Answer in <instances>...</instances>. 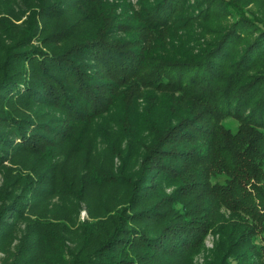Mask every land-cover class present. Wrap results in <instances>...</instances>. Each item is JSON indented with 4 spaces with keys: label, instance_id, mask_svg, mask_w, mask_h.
Masks as SVG:
<instances>
[{
    "label": "trees",
    "instance_id": "1",
    "mask_svg": "<svg viewBox=\"0 0 264 264\" xmlns=\"http://www.w3.org/2000/svg\"><path fill=\"white\" fill-rule=\"evenodd\" d=\"M19 1L0 14L3 263L195 264L213 233L203 264H264V0Z\"/></svg>",
    "mask_w": 264,
    "mask_h": 264
},
{
    "label": "rangeland",
    "instance_id": "2",
    "mask_svg": "<svg viewBox=\"0 0 264 264\" xmlns=\"http://www.w3.org/2000/svg\"><path fill=\"white\" fill-rule=\"evenodd\" d=\"M129 1V0H128ZM20 1L19 0H0V14L1 16H6L5 13L9 10H11V7L14 8L15 10L17 11H20ZM136 0H131V3L132 4H135ZM254 8V11L257 12L258 10L256 9V6H253ZM17 15H19V12L16 13ZM259 16H262L264 14V11L263 12H259L257 13ZM259 16H257L258 18H260ZM114 120L117 119L116 116H113L112 117ZM225 126L227 127H231L232 129H235L237 127V123L232 121V120H228L226 121L225 123ZM95 127L96 129L99 131L97 132L98 136H100V139H98V146H97V149L98 151H103V149L105 148V143L103 141V136L100 132H103V131H106V132H109L110 135L113 134V132L118 128L117 127V124H115L111 119H109L108 117H104L101 118L100 120H98L95 124ZM102 130V131H100ZM114 163L119 166V161L118 159L114 161ZM115 165V166H116ZM1 173H0V184H1ZM222 214H224L226 217L229 215V212L226 211V210H222ZM87 217L86 215V211L85 210H82L81 214H80V220H83ZM218 238V235H215L213 233H211V235H208L206 240H205V243H204V252L203 254H201L200 256H197L194 260V263L195 264H203V257L206 255L207 252H209L210 250L213 249L214 247V244H215V241L216 239ZM256 244L258 246H264L263 243L260 242L259 239L256 240ZM11 259V256L10 254H2L0 253V264H4L3 262H5L6 260H10ZM264 261V260H263ZM230 264H235L234 261H231L230 260Z\"/></svg>",
    "mask_w": 264,
    "mask_h": 264
}]
</instances>
